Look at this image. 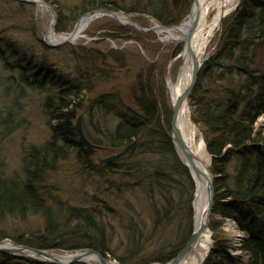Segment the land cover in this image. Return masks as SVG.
Listing matches in <instances>:
<instances>
[{
    "label": "trees",
    "instance_id": "obj_1",
    "mask_svg": "<svg viewBox=\"0 0 264 264\" xmlns=\"http://www.w3.org/2000/svg\"><path fill=\"white\" fill-rule=\"evenodd\" d=\"M140 4L125 11L140 14L137 19L149 15L161 24L173 26L188 17L193 0H140ZM85 6L77 15L99 9L122 11L118 6L104 4ZM27 8L34 5L0 0V65L11 72V76H6L0 68V82L7 88L1 92L4 95L6 91L9 103L20 104L17 113L23 112L20 96L26 88H37L46 95L42 106L50 136L44 143L25 150L15 175H6L0 164V225L8 218L26 220L38 215L42 230L28 237H14L16 243L46 251L94 249L104 257L111 254L120 264L168 263L183 250L194 230V182L171 138L173 108L162 78L164 71L158 69V77L156 63L140 72L135 79L138 92L129 100L120 90L113 89L87 103V94L96 90L110 67L126 66V52L68 44V58L77 65L66 74L64 68L47 58L45 53L52 48L41 43V51H37L29 43L9 36L8 28H2L21 13L18 9ZM19 16L27 21L30 17ZM74 20L61 15L56 33L71 31ZM100 28L104 31L96 36L100 35L102 41L127 33L113 18ZM136 34L149 33L134 31L125 37L139 38ZM178 53L179 49L175 55ZM14 85L21 94L11 98L8 88ZM190 103L192 120L213 156L210 170L214 176L215 205L210 229L214 232V246L203 264L234 263L226 241L216 235L218 216L234 220L246 235L240 250L250 257L249 264H264V129L258 127L264 117V0H241L238 8L222 20L218 41L200 69ZM5 109L8 112V107ZM81 111L85 112L86 136L108 155L134 141L137 145L122 159L110 165L100 164L78 143L74 122ZM12 117L9 113L7 120L12 121ZM72 154L81 168L96 179V192L89 197L95 206H66L60 198H53L52 193L57 190L52 179ZM174 190L179 193L178 199ZM123 195L131 196L125 200L128 214L115 208ZM140 195L141 198H134ZM137 203L147 204L152 219L149 224L141 226L137 220ZM106 214L115 215L126 229L129 245L124 256L117 257L110 248L111 238L104 224ZM173 225L172 237L165 240ZM8 236L0 229V242ZM0 264L49 263L0 253Z\"/></svg>",
    "mask_w": 264,
    "mask_h": 264
},
{
    "label": "rangeland",
    "instance_id": "obj_2",
    "mask_svg": "<svg viewBox=\"0 0 264 264\" xmlns=\"http://www.w3.org/2000/svg\"><path fill=\"white\" fill-rule=\"evenodd\" d=\"M59 1V2H58ZM144 1V0H142ZM241 0H237V5ZM50 3V2H48ZM58 16V21L62 16L67 17L68 20L73 21L74 25L73 29L67 33L58 34L56 35H66L71 33L80 19L85 15L78 14L82 8H85L86 4L89 6H99V5H109V6H118L122 9L121 13L125 14H133L127 13L125 10L130 8H136L138 5L140 6V0H55V3H50ZM237 5L231 9L223 18L222 20L236 10ZM79 10V11H78ZM19 14H17L14 21L9 24H4L2 28H8V35L13 37L14 39H18L23 43H29L33 47L36 48L37 51H41V43H44V37L46 35V31L48 30L51 22H52V12L44 7L34 5V8H27L26 10L18 9ZM26 17L30 15L27 20L20 19V16ZM215 12L212 11L208 16V21L211 22ZM125 19L131 20L133 23H137L139 27L149 29L155 25L154 21L150 18L141 17L143 19H137L139 17H129L126 16ZM189 18V17H188ZM186 18V19H188ZM185 19V20H186ZM115 20V19H114ZM221 20V23H222ZM112 18L104 15L95 18L90 25L87 27L85 32L83 33V37L78 39L73 43H67L63 46L59 47L60 50H55L52 48V51L45 53L47 58L50 62H54L55 65L57 64L60 68H64L66 74L71 73L77 63L74 61L73 58H68V44L77 46V45H88L94 46L100 50H108L110 48L115 49H122L126 52L124 54L125 62H127L126 66L121 67H108L109 72H105L106 76L103 81L99 82L96 87L95 91L87 94V103L91 100V98L96 97L97 95L105 92H109L113 89H118L121 93L126 97V99H131L132 94L137 91L136 86V76L142 72L147 71L152 64H156L157 70L156 73L159 77V71L163 72L164 74L162 78L165 79V85L168 91V95L170 98V104L173 108V102L171 100V93L168 83L176 82L179 77V71L181 68V64L183 62V58L181 57L184 49L185 44L183 42H166L162 38H164L167 33L159 34L156 31H144L140 28L127 23L116 20L118 24H121L127 31L125 34H130L131 32L138 31L140 33L148 32L147 35H137L139 38H127L125 34L123 37L117 39H104L102 41V37L96 36V33L100 34L101 28L104 27L106 24L111 23ZM221 23L218 27L215 28V31L210 39V43L208 45L207 50V57L213 52L216 43L218 41V36L221 31ZM143 31V32H141ZM144 37H147L144 39ZM152 37V38H150ZM36 39L40 40V44H37ZM96 41V44H91L92 42ZM98 41V42H97ZM46 45V44H45ZM146 46V47H145ZM158 49V52L155 50ZM179 53L175 55V52L178 51ZM54 50V51H53ZM206 60V59H205ZM80 66V64H79ZM77 66V67H79ZM161 66V67H158ZM1 68V65H0ZM159 69V71H158ZM1 73L5 74L6 76H11V72H6L4 69L1 68ZM4 77V76H3ZM3 82H0V164L3 166L5 174L8 176L15 175V173L20 169L22 165L23 155L25 150L32 146V145H40L44 143L48 137L50 136V130L47 125V117L44 113L43 109V101L45 96H43L37 88H26L25 93L20 96L22 99L21 102L24 104L23 112L17 113L18 108L20 107L19 103L10 101L9 98L2 95L1 91L7 89L3 86ZM11 85V84H10ZM11 98L16 97L17 94H21L19 91L16 90L15 85L8 88ZM17 91V92H16ZM7 104H9L7 106ZM6 107H8V112H6ZM191 118L193 107L191 106ZM9 113L13 114L12 121H8ZM82 115V127H83V117L85 116V112L81 111L79 113ZM12 122V123H10ZM77 120L74 122V126ZM7 124V126H6ZM195 124V123H194ZM196 125V124H195ZM11 126L10 128H8ZM259 129H264V117H261L258 122ZM198 129V135L203 139L202 132L199 126L196 125ZM84 130V127H83ZM78 140V137H77ZM204 141V139H203ZM123 150V149H122ZM121 151V150H120ZM119 152V151H118ZM117 153V152H116ZM115 154V153H113ZM105 152L104 149L101 147L98 149L96 154L93 157L96 161L99 162V158H105L110 155ZM211 159L208 162V166H210ZM86 170H83L81 166L78 164L76 160V155L72 154L68 160H66L63 164L61 169L56 172L55 178L52 179V184H54L55 189L57 192H53V198H60L65 204L74 205V206H84V207H91L95 206V203L89 198L96 192V179L90 176ZM176 179H179V176H174ZM192 177V176H191ZM193 180V178H192ZM194 182V192L195 194V181ZM189 195V194H188ZM174 196H179L178 191L174 190ZM131 197L130 195H123V199H121L118 205H115L117 210H120L124 214H128L126 207L125 200L126 198ZM142 195L134 198H141ZM187 197V194H186ZM72 203H71V202ZM194 202V198H193ZM192 202V212H193V222L195 218V210L193 207ZM137 213L140 215L137 217V220L140 221L144 226L145 224H149L152 219L150 217V213L147 211V204L142 203L136 204ZM187 213V212H186ZM128 218L125 217L124 221ZM218 228L216 230V235L219 239L226 241V245L228 246L227 251L233 257V264H249L250 257L247 253L240 250V247L243 243L245 238V234L239 229L237 223L232 219H223L221 216L217 218ZM177 219H175L176 221ZM212 220V217H211ZM106 232L111 238L110 240V248L117 254V257L124 256L126 251L128 250V238L126 237V229H124V225L122 224L121 220L117 218L115 215H108L106 214L104 217ZM177 223V222H176ZM195 222L193 223V225ZM211 224V222H210ZM43 224L40 220V216L38 215H31L29 219L22 220L19 218L12 219L8 218L0 225V229L4 231L9 236L5 239H9L14 241V237L24 235L26 237L30 236L32 233H37L38 231L42 230ZM211 233V248L212 250L214 246V232L210 229ZM174 232V225L168 230L167 236L164 239H170L172 237L171 233ZM4 239V240H5ZM15 242V241H14ZM209 251V252H210ZM60 256L67 257L70 256L75 252H69L64 250L59 251H52ZM208 252V253H209ZM111 260H115L120 263L116 258L112 257L111 254L108 255ZM208 256V254H207ZM206 256V258H207ZM205 258V259H206ZM204 259V261H205ZM203 261V263H204ZM88 264V263H87ZM93 264H99L97 261H93ZM158 264V263H153Z\"/></svg>",
    "mask_w": 264,
    "mask_h": 264
},
{
    "label": "bare ground",
    "instance_id": "obj_3",
    "mask_svg": "<svg viewBox=\"0 0 264 264\" xmlns=\"http://www.w3.org/2000/svg\"><path fill=\"white\" fill-rule=\"evenodd\" d=\"M237 5V0H198L195 5L194 13L199 11L198 25L194 31L191 39V49L193 54H189L186 49L187 40L186 35L191 25V18H189L181 27L178 29H160L159 34L167 33L162 38L166 42H183L185 49L181 55L183 62L179 71V77L176 82H169L170 95L173 103L176 100L184 96L192 82L193 78V60H198L202 63L207 57L208 45L210 39L215 31V28L221 23L222 18L231 11ZM214 11L215 15L211 22L208 21L209 14ZM94 17L83 18L76 26V28L69 34L57 36L53 32L49 33V40L54 43H59L64 40H70L75 42L81 37L83 33L90 25V23L97 18ZM122 22H127L125 17H121ZM191 99V98H190ZM190 99H185L183 105L178 114V128L180 130L181 138L187 146L189 152L193 154L196 159V166L189 162L185 153L178 149V153L182 161L189 167L193 180L195 181L196 189L194 194L193 207L195 210V228L198 229L206 223V211L208 207V195H207V180L205 175H208L207 167L210 160V155L206 149V144L203 139L198 135V129L191 118V107ZM199 172H197V170ZM211 233L207 229L204 231L196 245L191 249L188 256L180 261L178 264H203L208 252L210 251ZM4 246H12L9 243H5ZM71 256L62 257L68 259ZM88 264H93L95 258L87 257L84 259Z\"/></svg>",
    "mask_w": 264,
    "mask_h": 264
},
{
    "label": "water",
    "instance_id": "obj_4",
    "mask_svg": "<svg viewBox=\"0 0 264 264\" xmlns=\"http://www.w3.org/2000/svg\"><path fill=\"white\" fill-rule=\"evenodd\" d=\"M18 1L33 4V5L40 6V7H44V8L49 9L52 12V22H51L48 30L46 31V35L44 37V43L48 47L57 48V47L63 46L64 44H67V43H73L70 40H64V41L59 42V43H54V42H51L49 40V33L53 32L55 35L56 34V27L58 24L57 13H56L54 7L50 3H48L46 0H18ZM197 1L198 0H193V5H192L191 12L189 15V18H191V21H192L191 25L189 27V30L187 32V35H186V40H187L186 49H187V52H189V54H193L190 44H191L192 35H193L194 31L196 30V27L198 25L199 11L196 12L195 16L193 15V13H194L193 10L195 8V5H197ZM239 4H240V2H239ZM239 4L237 5V7L239 6ZM96 15H98L97 17L107 15V16H110V17H112L118 21H122L121 17L123 15L126 17H134L137 14H125V13L109 11V10H98V11L87 13L86 15H84L80 19V21L85 17H89V16L94 17ZM145 16H147V15H145ZM147 17L154 20L157 25L154 27H151L149 29H144V28L139 27V25L137 23H133L131 20H128L127 23H130V24H132V25H134V26H136V27H138L144 31L152 30V31L158 32V30H160V29H163V30L164 29H178L187 21L186 20L185 22H182L179 25L166 26L164 24H159V21L156 20L155 18H152L150 16H147ZM76 26H75V28H76ZM57 36H61V35H57ZM202 65H203V62L200 63L198 60H195V59L193 60L192 82L190 84V87H189L187 93L184 96L179 97L176 100V102L173 103V116H172V120H171V133H172L171 138H172V141L174 143L175 149H176L177 153H178V149H181L185 153V155L187 156L189 162L192 163V165L194 167L196 166L195 165L196 159L193 156V154L191 152H189L187 146L185 145V143L183 142V140L181 138L180 130L178 128V114H179V111L183 105L184 100L190 99L192 94H193V91H194L195 86H196L197 81H198V75H199V72H200ZM74 129H75V132L78 136V143L85 148V150L89 156H94L100 147L93 144L88 139V137L86 136V134L83 130V127H82V115H80L77 118V122L74 126ZM136 145H137V141H134L133 143L127 145L123 150H121V151H119L113 155H110V156L105 157V158H99V163L104 164V165H110L113 162H116L117 160L122 159L123 157L128 155L135 148ZM209 155H210V159H212L213 156L211 154H209ZM178 156L180 157L179 153H178ZM181 161H182V159H181ZM183 164L186 167H188L184 162H183ZM196 170H197V172H199L198 169H196ZM189 171H190V169H189ZM207 171H208V175H205V178L207 180V195H208V207H207V211H206V223L204 225H202L201 227H199L198 229L195 228V224H194L193 233H192L189 241L187 242V244L183 248V250L176 257H174L171 261H169L166 264H178L180 261L184 260L188 256V254L190 253L191 249H193V247L196 245L200 235L204 231H206L207 229L210 228L211 217H212L214 205H215V191H214V176L210 170V166L207 167ZM190 174H191V172H190ZM5 243H9L12 246H4ZM0 253L14 255V256L33 258V259L38 260L40 262L49 263V264H77V263L87 264V262L84 260L87 257L95 258V261H97L99 264H120L115 260H111L108 257H104L100 252H98L94 249L78 250V251H76V253L70 255L71 256L70 258L64 259V258H62L63 256H60V255H58L52 251H46V250L38 249V248L29 246V245H25V244H18V243L11 241L9 239H5V240L0 242Z\"/></svg>",
    "mask_w": 264,
    "mask_h": 264
}]
</instances>
